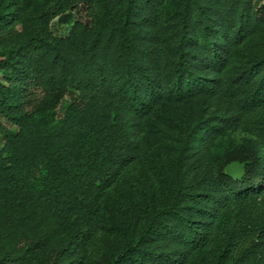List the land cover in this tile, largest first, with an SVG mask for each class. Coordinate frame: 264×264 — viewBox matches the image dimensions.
<instances>
[{
  "label": "trees",
  "instance_id": "trees-1",
  "mask_svg": "<svg viewBox=\"0 0 264 264\" xmlns=\"http://www.w3.org/2000/svg\"><path fill=\"white\" fill-rule=\"evenodd\" d=\"M0 264H264V0H0Z\"/></svg>",
  "mask_w": 264,
  "mask_h": 264
},
{
  "label": "rangeland",
  "instance_id": "rangeland-1",
  "mask_svg": "<svg viewBox=\"0 0 264 264\" xmlns=\"http://www.w3.org/2000/svg\"><path fill=\"white\" fill-rule=\"evenodd\" d=\"M69 25H60L57 22H53L52 24V31L57 37H63L66 36L68 30H69ZM70 102V97L67 96L61 103V105L58 108V113L62 114L63 112V107ZM3 124L6 126H9L6 122L2 121ZM226 172L230 174L231 176L238 178L242 174V169L239 165H230L227 169Z\"/></svg>",
  "mask_w": 264,
  "mask_h": 264
}]
</instances>
